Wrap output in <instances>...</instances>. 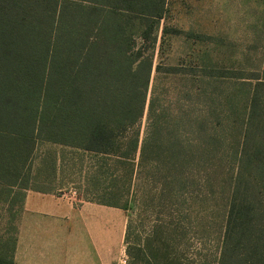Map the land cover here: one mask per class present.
<instances>
[{"label":"trees","instance_id":"trees-1","mask_svg":"<svg viewBox=\"0 0 264 264\" xmlns=\"http://www.w3.org/2000/svg\"><path fill=\"white\" fill-rule=\"evenodd\" d=\"M164 6L0 0V192L23 200L54 192L39 178L77 175L85 201L129 210L130 264H182L170 234L202 239L209 219L221 243L198 264H264V81L246 83L204 46L193 66L154 65ZM39 145L58 149L35 162ZM144 213L167 218L141 235ZM14 246L0 243V264Z\"/></svg>","mask_w":264,"mask_h":264},{"label":"rangeland","instance_id":"rangeland-1","mask_svg":"<svg viewBox=\"0 0 264 264\" xmlns=\"http://www.w3.org/2000/svg\"><path fill=\"white\" fill-rule=\"evenodd\" d=\"M164 25L172 30L167 33V42L161 46L160 53ZM188 33L198 40L188 38ZM203 46L212 49L214 55L217 54L220 66L244 71L246 76L241 79L246 83H253L255 79L264 81V0H165L164 18L160 22L154 51V65L161 61L165 65L183 62L193 66L194 62L189 60L194 59ZM49 148L55 150L56 146L39 145L35 152V162ZM43 181V178H39L37 186L54 192L60 190L72 193L76 200L85 201L82 197L84 186L77 175L66 176L61 182L58 179L51 184ZM13 195L0 192V243H9L10 247L22 208V196ZM120 210L126 223L129 210ZM161 215L158 217L153 213H144L139 221L133 217L137 223L135 233L142 235L156 219L163 224L161 218L167 217ZM172 216H175V211ZM207 224V232L201 234L202 239H198L191 228L186 232L182 229L183 234L179 231L181 235L176 236L174 221L166 227L169 233L175 232L170 234V244L182 264H198L203 257L209 261L217 257L221 225L211 219ZM15 247L16 243L14 251ZM125 249V245L119 249L112 264H130Z\"/></svg>","mask_w":264,"mask_h":264},{"label":"crops","instance_id":"crops-1","mask_svg":"<svg viewBox=\"0 0 264 264\" xmlns=\"http://www.w3.org/2000/svg\"><path fill=\"white\" fill-rule=\"evenodd\" d=\"M125 226L120 208L60 190H26L13 264H112L124 247Z\"/></svg>","mask_w":264,"mask_h":264}]
</instances>
